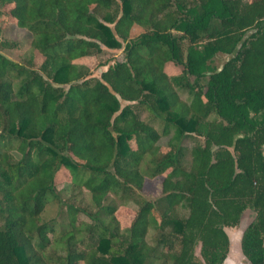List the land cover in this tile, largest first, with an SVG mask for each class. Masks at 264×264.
<instances>
[{
    "label": "trees",
    "instance_id": "trees-1",
    "mask_svg": "<svg viewBox=\"0 0 264 264\" xmlns=\"http://www.w3.org/2000/svg\"><path fill=\"white\" fill-rule=\"evenodd\" d=\"M263 152L264 0H0V264H264Z\"/></svg>",
    "mask_w": 264,
    "mask_h": 264
},
{
    "label": "rangeland",
    "instance_id": "rangeland-1",
    "mask_svg": "<svg viewBox=\"0 0 264 264\" xmlns=\"http://www.w3.org/2000/svg\"><path fill=\"white\" fill-rule=\"evenodd\" d=\"M174 33L178 34L177 32H174ZM28 35H30V34L26 29L20 28V27L16 26L15 24L10 23L9 26L5 29L4 35L1 34V38L4 36L7 39H16V38H24V37H27ZM4 53L7 54L8 56L12 57V58H16V59L18 58L17 54H15L13 51L4 50ZM117 56L119 58L123 57L121 50L117 52ZM227 59H228V55H219L215 58L214 62L217 66L221 67L223 62L226 61ZM90 63H91L92 67L98 69V66L96 67V65L98 63V59H96V58L91 59ZM169 67H170L171 72L175 73V74H179L180 71L183 69L182 66H180L176 62H172ZM189 78L191 81L194 80V76H190ZM183 95L186 96L187 93H185ZM211 117H214V116H211ZM154 125L159 130H161L162 124L159 121H156V123ZM166 142H167V138L163 137L161 139V143H166ZM191 142H192V139L189 138L188 141L186 142V145L189 147ZM10 153L15 159H18L21 156L19 151L17 150L16 144L13 145V147L10 150ZM184 163H185V165L188 166L190 163V158H187L184 161ZM65 180L66 179L61 178L60 181H62V182L59 183L54 190L60 192L64 198L71 197L72 194L74 196L79 194L76 196L77 199L80 200V201H78V202H80L79 204L83 205V206L88 204L89 203V196L85 193L84 194L79 193L80 189H78V187L74 190V192H71L69 189H71L70 187L72 185H71V183H68V181H65ZM85 189H87V188H85ZM141 191L149 197L160 196L162 194L161 177L159 175L155 176V177L147 176L145 178V181H144V184L141 188ZM46 196H47V199L45 202V209L42 212V216L44 217L43 220H52L55 218L56 209H57L58 204L56 202L54 192L52 194H47ZM82 199H83V201H81ZM120 209H121V211L126 212V213H136V211L138 210V207L135 203H131V204L129 203L126 206L120 207ZM255 215H256V212L253 209H246L243 212V214L241 216L240 223L238 225L232 226V227H226L227 234L230 238V249H229L228 256H227V258L223 264H243V263L247 262V258L245 257V255L242 253V250H241V238H242L243 228L255 218ZM79 218L85 219V220H90L88 215H86L84 213H81L79 215ZM52 221L54 223L53 227H54V234L55 235H59V233L61 231L63 232L69 228V226L67 224H62V222H60L61 220H52ZM196 253L200 258H202L200 255V246H197Z\"/></svg>",
    "mask_w": 264,
    "mask_h": 264
},
{
    "label": "water",
    "instance_id": "water-1",
    "mask_svg": "<svg viewBox=\"0 0 264 264\" xmlns=\"http://www.w3.org/2000/svg\"><path fill=\"white\" fill-rule=\"evenodd\" d=\"M103 45V44H102ZM103 47H104V45H103ZM239 47H240V45H239ZM230 56H228V58H229ZM228 60V59H227ZM222 66H223V64H222ZM222 66L220 67V68H222ZM103 71V67H99L98 68V72H102ZM116 96H117V98L119 99V101H121L122 102V96L119 94V93H117L116 94ZM263 154H264V152H263Z\"/></svg>",
    "mask_w": 264,
    "mask_h": 264
}]
</instances>
